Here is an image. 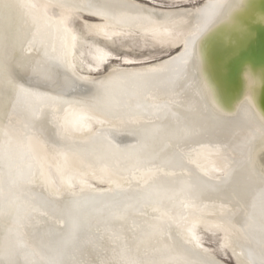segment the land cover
<instances>
[{"label": "bare ground", "instance_id": "bare-ground-1", "mask_svg": "<svg viewBox=\"0 0 264 264\" xmlns=\"http://www.w3.org/2000/svg\"><path fill=\"white\" fill-rule=\"evenodd\" d=\"M262 32L259 0H0V264H264Z\"/></svg>", "mask_w": 264, "mask_h": 264}, {"label": "water", "instance_id": "water-1", "mask_svg": "<svg viewBox=\"0 0 264 264\" xmlns=\"http://www.w3.org/2000/svg\"><path fill=\"white\" fill-rule=\"evenodd\" d=\"M260 8L264 10V0H259ZM261 36L264 38V32L261 33ZM255 37V36H254ZM256 40V39H255ZM257 43L254 41L253 46L249 50V52L246 53H241L239 57L236 60H233L231 62H226L225 66V71L221 74H219V79L222 75L223 83H225L226 88H227V95L228 99H224V101L228 102L229 100H233L235 97H239L242 93V85H241V62L243 60H252V54L254 53V48L256 47ZM218 73V72H217ZM218 79V78H217ZM264 97V96H263ZM223 98V96H222ZM261 110L262 114L264 115V98L263 101L261 102Z\"/></svg>", "mask_w": 264, "mask_h": 264}, {"label": "rangeland", "instance_id": "rangeland-1", "mask_svg": "<svg viewBox=\"0 0 264 264\" xmlns=\"http://www.w3.org/2000/svg\"><path fill=\"white\" fill-rule=\"evenodd\" d=\"M148 1H150V0H148ZM122 51H123V52H122ZM124 51H125V52H131V50H120V51H118V52H115L116 55H114V58H115V59L119 58V57L122 55V53H124ZM208 243L210 244L211 242L208 241ZM228 261H230V259H228Z\"/></svg>", "mask_w": 264, "mask_h": 264}]
</instances>
